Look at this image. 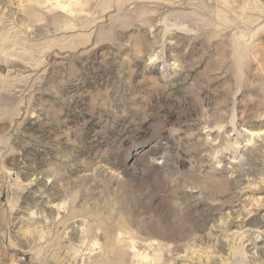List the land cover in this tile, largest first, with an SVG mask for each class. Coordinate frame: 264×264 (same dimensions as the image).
<instances>
[{
  "label": "rangeland",
  "instance_id": "rangeland-1",
  "mask_svg": "<svg viewBox=\"0 0 264 264\" xmlns=\"http://www.w3.org/2000/svg\"><path fill=\"white\" fill-rule=\"evenodd\" d=\"M0 264H264V0H0Z\"/></svg>",
  "mask_w": 264,
  "mask_h": 264
}]
</instances>
